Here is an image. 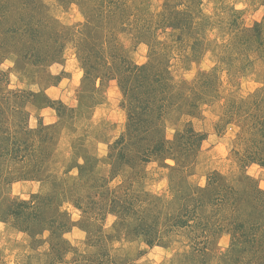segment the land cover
<instances>
[{"label":"rangeland","instance_id":"rangeland-1","mask_svg":"<svg viewBox=\"0 0 264 264\" xmlns=\"http://www.w3.org/2000/svg\"><path fill=\"white\" fill-rule=\"evenodd\" d=\"M0 144V264H264V0H0Z\"/></svg>","mask_w":264,"mask_h":264},{"label":"trees","instance_id":"trees-1","mask_svg":"<svg viewBox=\"0 0 264 264\" xmlns=\"http://www.w3.org/2000/svg\"><path fill=\"white\" fill-rule=\"evenodd\" d=\"M171 11V10H170ZM171 13H172V11H171ZM178 25V24H177ZM189 25V24H188ZM187 25V26H188ZM143 95H145V96H143L144 98H146V101H147V103L149 104V106H147L146 108H144L143 110H141V111H139V112H137L136 110H135V112L138 114L137 115V117H138V119H141V116H140V114L142 113V112H145V113H147L148 115H150L149 113H150V111L148 110V109H150L151 107H150V105H152L153 104V102L155 101V98L154 97H152V98H149L150 96H148V95H150V94H146V92L143 94ZM137 101V99H136V94L135 93H132V99H131V103H133V101ZM140 100H142V99H140ZM138 103V102H137ZM133 117H134V115H133ZM134 123H136L137 124V122H134ZM189 130L191 131V129L189 128ZM198 136L199 135H196V134H194V133H182V132H178L177 134H176V136L174 137L175 138V140H176V142H177V146H176V144H171V142H170V144H171V146H169V147H167V148H165L164 150H166L167 152L168 151H170L171 150V152H173V153H177V154H181V155H183V156H181V157H183V159L185 158V157H187V154H188V152L190 151V150H192L191 148H192V146H193V143H192V141H194L195 139L197 140L198 139ZM124 138V137H123ZM122 140H124V139H121V141ZM115 144H119L120 143V140H118V141H115L114 142ZM172 145H174V146H172ZM190 145H192V146H190ZM172 148H174V149H172ZM4 148L1 146V144H0V152L1 153H4V151H2ZM5 152H10V150L9 149H5ZM5 154H9V153H5ZM185 168L183 167V170H184ZM182 170L180 169V171L179 170H177V172H176V176H184V173H182L181 172ZM185 177V176H184ZM221 177V176H220ZM212 179H211V184L214 186V184H215V187H212L211 189H209V191H208V193L206 194V198H205V200H204V202L206 201V200H210L211 199V197L216 193V188H217V186L218 185H221L222 186V188L224 189V190H222V195H221V197H220V202L222 203V204H225L226 202H232V203H235V205H237V207H238V210H240V207L244 204L245 205V207H246V202H243V201H245L244 200V198H242L241 197V195L243 194L242 193V191L239 193V192H236V191H234V190H229V188H234V187H232L231 185H228V184H226V183H223L222 182V180H221V178H219L218 177V175L217 174H213V176L211 177ZM245 178V177H244ZM179 186H181V184L179 185ZM178 186V187H179ZM243 186H244V188H251V190L253 191V192H255L256 193V195H254V198L256 199V197L259 195V194H262V195H264V192L263 191H261V190H259V188L257 189L256 187H255V184H254V181H253V179H251V178H247V184H246V182L245 183H243ZM183 187H185L184 188V190L183 191H181L180 192V194H181V197H176V199H177V202H178V204L180 203L182 206H183V201L184 202H186V199H189V200H193V201H195V206L196 205H199L200 203H202V201H203V197L201 196V193H202V190H203V188H199V187H192V186H190L189 184H186V186L184 185ZM229 187V188H228ZM213 188H215V191L213 190ZM241 188L239 187L238 188V190H240ZM180 190H181V188H180ZM190 191H193L192 193H190ZM212 192H214L211 196H207L208 194H210V193H212ZM184 194H186V196L184 195ZM204 195V194H203ZM261 195V196H262ZM242 198V199H241ZM210 202V201H209ZM209 202H207L208 204H209ZM255 203V200H253V198L251 197V198H248V201H247V204H250L251 205V207L253 206V204ZM128 208V209H127ZM127 208H125V207H121L120 208V210H121V212L123 213L124 212V210H130L131 209V206H129V207H127ZM147 209H143L142 208V210L141 211H139V210H137V211H139V213L137 214L136 212H133V213H135V214H137V216L136 217H139L138 218V220L141 222V223H139L140 225H139V227H136L135 229L139 232V233H143V234H147L148 233V225L147 226H145V224H143L142 223V221H144V219L146 220V218H149L150 217V212H147L146 211ZM248 213H251V212H248ZM155 216H157V215H154V217ZM153 218V217H152ZM243 220V219H242ZM241 220V221H242ZM188 221L186 220V221H184L183 223H184V225L187 223ZM234 222V221H233ZM235 223V222H234ZM241 224H239L238 226H233V231L234 232H237L238 230H240V228H241V226H242V222H240ZM188 224V223H187ZM183 225V224H182ZM208 226V225H207ZM64 227V226H63ZM148 235V234H147ZM147 241V243H153V240H149V239H147L146 240ZM155 242H157V240L155 241ZM195 243V242H194ZM200 247V246H199ZM198 246H196L195 247V245L193 246V250H194V252L195 253H200V251H202L204 248V246L202 247V248H199Z\"/></svg>","mask_w":264,"mask_h":264}]
</instances>
